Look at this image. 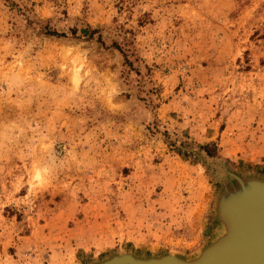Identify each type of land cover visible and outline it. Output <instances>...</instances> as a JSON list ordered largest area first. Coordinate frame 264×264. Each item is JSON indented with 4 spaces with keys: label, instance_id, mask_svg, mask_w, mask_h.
Listing matches in <instances>:
<instances>
[{
    "label": "rangeland",
    "instance_id": "1",
    "mask_svg": "<svg viewBox=\"0 0 264 264\" xmlns=\"http://www.w3.org/2000/svg\"><path fill=\"white\" fill-rule=\"evenodd\" d=\"M263 210L264 0H0V264H198Z\"/></svg>",
    "mask_w": 264,
    "mask_h": 264
},
{
    "label": "bare ground",
    "instance_id": "2",
    "mask_svg": "<svg viewBox=\"0 0 264 264\" xmlns=\"http://www.w3.org/2000/svg\"><path fill=\"white\" fill-rule=\"evenodd\" d=\"M225 244L235 240L242 245L245 252L237 251L221 255L217 253L201 260L198 264H264V210L262 215L252 213L249 219H234L228 227H224ZM235 242V243H236ZM131 264H144L131 261Z\"/></svg>",
    "mask_w": 264,
    "mask_h": 264
},
{
    "label": "trees",
    "instance_id": "3",
    "mask_svg": "<svg viewBox=\"0 0 264 264\" xmlns=\"http://www.w3.org/2000/svg\"><path fill=\"white\" fill-rule=\"evenodd\" d=\"M82 33L85 34V35H87L88 34V31L87 30H82ZM54 35H58V34L56 33Z\"/></svg>",
    "mask_w": 264,
    "mask_h": 264
},
{
    "label": "water",
    "instance_id": "4",
    "mask_svg": "<svg viewBox=\"0 0 264 264\" xmlns=\"http://www.w3.org/2000/svg\"><path fill=\"white\" fill-rule=\"evenodd\" d=\"M229 245H231V246L235 245V246H236V244H235V243H231V244H229Z\"/></svg>",
    "mask_w": 264,
    "mask_h": 264
}]
</instances>
